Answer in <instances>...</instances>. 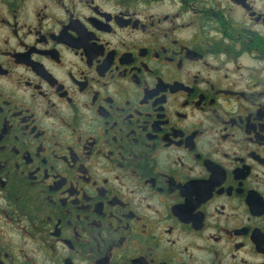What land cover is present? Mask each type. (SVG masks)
<instances>
[{
	"label": "flooded vegetation",
	"instance_id": "af4514ba",
	"mask_svg": "<svg viewBox=\"0 0 264 264\" xmlns=\"http://www.w3.org/2000/svg\"><path fill=\"white\" fill-rule=\"evenodd\" d=\"M0 264H264V0H0Z\"/></svg>",
	"mask_w": 264,
	"mask_h": 264
}]
</instances>
